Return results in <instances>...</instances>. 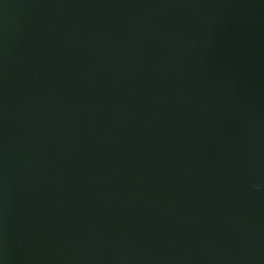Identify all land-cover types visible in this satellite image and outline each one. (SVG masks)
<instances>
[{"label":"water","instance_id":"95a60500","mask_svg":"<svg viewBox=\"0 0 264 264\" xmlns=\"http://www.w3.org/2000/svg\"><path fill=\"white\" fill-rule=\"evenodd\" d=\"M0 62V142L71 145L5 264H264V0H0Z\"/></svg>","mask_w":264,"mask_h":264},{"label":"rangeland","instance_id":"374dc122","mask_svg":"<svg viewBox=\"0 0 264 264\" xmlns=\"http://www.w3.org/2000/svg\"><path fill=\"white\" fill-rule=\"evenodd\" d=\"M22 95L20 77L0 62V111H13ZM70 153L71 145L58 140L26 149L0 142V202L22 200L28 207L46 202L66 182L65 163ZM19 249L11 222L0 216V264Z\"/></svg>","mask_w":264,"mask_h":264},{"label":"clouds","instance_id":"9594fccd","mask_svg":"<svg viewBox=\"0 0 264 264\" xmlns=\"http://www.w3.org/2000/svg\"><path fill=\"white\" fill-rule=\"evenodd\" d=\"M254 188H256L257 190H259L260 186L259 185H253Z\"/></svg>","mask_w":264,"mask_h":264}]
</instances>
